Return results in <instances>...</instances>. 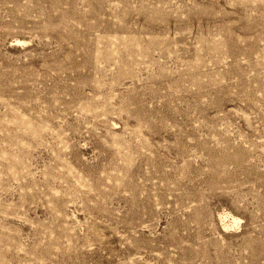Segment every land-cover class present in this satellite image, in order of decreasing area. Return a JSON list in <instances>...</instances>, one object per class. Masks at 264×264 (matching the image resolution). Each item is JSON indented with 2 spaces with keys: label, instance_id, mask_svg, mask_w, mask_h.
Listing matches in <instances>:
<instances>
[{
  "label": "rangeland",
  "instance_id": "1",
  "mask_svg": "<svg viewBox=\"0 0 264 264\" xmlns=\"http://www.w3.org/2000/svg\"><path fill=\"white\" fill-rule=\"evenodd\" d=\"M0 264H264V0H0Z\"/></svg>",
  "mask_w": 264,
  "mask_h": 264
},
{
  "label": "bare ground",
  "instance_id": "2",
  "mask_svg": "<svg viewBox=\"0 0 264 264\" xmlns=\"http://www.w3.org/2000/svg\"><path fill=\"white\" fill-rule=\"evenodd\" d=\"M225 219H226V217L223 218V220H225ZM239 223H240V220H238V219H236V218H232V224H233L234 226H237Z\"/></svg>",
  "mask_w": 264,
  "mask_h": 264
}]
</instances>
